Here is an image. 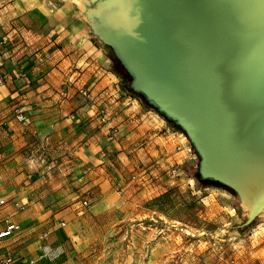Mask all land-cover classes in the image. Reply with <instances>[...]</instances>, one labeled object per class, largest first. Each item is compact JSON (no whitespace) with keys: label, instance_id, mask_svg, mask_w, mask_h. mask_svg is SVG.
I'll list each match as a JSON object with an SVG mask.
<instances>
[{"label":"crops","instance_id":"obj_1","mask_svg":"<svg viewBox=\"0 0 264 264\" xmlns=\"http://www.w3.org/2000/svg\"><path fill=\"white\" fill-rule=\"evenodd\" d=\"M0 79V230L18 225L0 255L9 264H140L135 237L119 233L114 181L97 167L91 121L103 107L111 118L118 102L85 20L0 0Z\"/></svg>","mask_w":264,"mask_h":264},{"label":"rangeland","instance_id":"obj_2","mask_svg":"<svg viewBox=\"0 0 264 264\" xmlns=\"http://www.w3.org/2000/svg\"><path fill=\"white\" fill-rule=\"evenodd\" d=\"M81 0H33L85 20L113 77L118 104L91 121L98 142L97 167L112 177L120 234L158 264H264V215L250 216L240 195L201 173V156L186 132L132 87V78L82 14ZM90 4L93 0H87ZM90 123V122H89ZM96 151V153H97ZM156 263V262H155ZM156 263V264H157Z\"/></svg>","mask_w":264,"mask_h":264},{"label":"bare ground","instance_id":"obj_3","mask_svg":"<svg viewBox=\"0 0 264 264\" xmlns=\"http://www.w3.org/2000/svg\"><path fill=\"white\" fill-rule=\"evenodd\" d=\"M185 2L81 0L80 8L94 33L133 69L135 86L171 110L189 130L203 152V170L234 185L249 215H264V126L248 125V132L236 137L214 131L219 121L244 127L239 116L219 107L216 66L198 65L193 58L192 45H198L190 41L192 19Z\"/></svg>","mask_w":264,"mask_h":264},{"label":"water","instance_id":"obj_4","mask_svg":"<svg viewBox=\"0 0 264 264\" xmlns=\"http://www.w3.org/2000/svg\"><path fill=\"white\" fill-rule=\"evenodd\" d=\"M186 1L192 19L190 41L198 45V48L192 45L196 51L193 58L198 65L213 62L216 66L214 88L221 98L219 107L239 116V121L244 127H237L235 122L226 124L219 121L214 131L216 133L232 132L236 137L248 132L249 129L246 127L248 125L255 123L264 126V0ZM114 53L130 74L134 90L143 94L149 103L165 116L173 119L186 132L202 160L203 152L200 146L178 116L158 104L147 92L139 90L135 86L136 76L133 69L117 52ZM207 75L209 78L210 72ZM224 98L225 101L228 99V102H225ZM248 106V111H243V108L246 109ZM200 112L205 113L202 110ZM201 173L213 182L231 188L239 195L238 189L231 183L213 173L207 174L202 168V161ZM257 215L258 212L253 211L248 216L247 222Z\"/></svg>","mask_w":264,"mask_h":264},{"label":"built area","instance_id":"obj_5","mask_svg":"<svg viewBox=\"0 0 264 264\" xmlns=\"http://www.w3.org/2000/svg\"><path fill=\"white\" fill-rule=\"evenodd\" d=\"M2 82V80L0 79V83ZM83 93H86V91L83 89L81 90ZM16 116L18 117V119L23 120L24 119V115L22 113H17ZM84 203H87L86 201H84ZM18 228V225L14 222L8 221L5 228H3L2 230H0V239L8 236L10 234H12V232L14 230H16ZM12 261V257L7 255V256H1L0 255V264H9Z\"/></svg>","mask_w":264,"mask_h":264}]
</instances>
